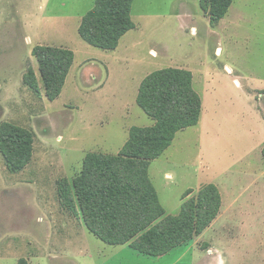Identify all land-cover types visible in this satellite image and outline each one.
<instances>
[{"label": "rangeland", "instance_id": "1", "mask_svg": "<svg viewBox=\"0 0 264 264\" xmlns=\"http://www.w3.org/2000/svg\"><path fill=\"white\" fill-rule=\"evenodd\" d=\"M95 1L0 0V125L10 123L34 135L32 159L20 172H11L0 153V264H14L19 244L25 246V256L38 263L36 243L46 238L44 225L50 219L74 220L75 214L84 227L77 210L62 206L58 184L72 182L89 153L116 156L129 139V128L152 125L134 98L136 80L113 81V88L98 93L82 85L85 80L89 87L94 85L92 76L83 80L79 71L88 66L85 60H106L105 51L79 36L80 21ZM199 4L200 0H136L132 7V19L142 30L133 33L137 57L129 72L139 75L144 67L153 72L156 64L185 66L194 87L203 92L201 126L183 130L153 173L151 184L160 192L165 214L171 216L182 207L180 194L197 187L199 181L214 175L235 176L251 163L254 169L259 167L257 158L264 144V0H237V11L218 23H212ZM193 25L197 34L191 30ZM75 42L86 48L78 53L76 63H85L69 71L67 88L58 100L49 102L33 50L47 44L75 47ZM151 50L160 58L155 65ZM30 69L40 87L37 93L25 82ZM166 170L174 179L166 180L169 186L163 189ZM49 209L57 210L54 220L53 215H43ZM259 235L226 230L214 240L210 235L195 237L191 253L179 246L159 258L133 251L137 256L122 255L111 264H195L200 255H213L217 264H264V232ZM87 237L88 251L80 264L102 263L113 247ZM212 241L216 250L210 252ZM61 262L55 264H65Z\"/></svg>", "mask_w": 264, "mask_h": 264}, {"label": "trees", "instance_id": "2", "mask_svg": "<svg viewBox=\"0 0 264 264\" xmlns=\"http://www.w3.org/2000/svg\"><path fill=\"white\" fill-rule=\"evenodd\" d=\"M134 2L96 0L82 18L80 38L91 47L115 50L136 29L131 17ZM200 3L202 11L217 23L226 17L234 0ZM33 55L45 96L55 102L74 64V52L37 46ZM25 82L33 92L40 91L32 69ZM137 104L155 125L131 128L116 156L89 153L82 172L72 182L62 180L58 193L62 206L71 212L78 209L89 233L101 242L113 247L128 245L142 255L159 258L202 235L219 216L222 197L216 185L208 184L193 198L188 192L177 215H166L148 177L151 163L163 156L177 134L199 124L203 103L193 89L191 73L177 68L150 73L141 83ZM33 136L28 129L0 125V153L11 172L18 173L30 163ZM17 264L28 262L21 259Z\"/></svg>", "mask_w": 264, "mask_h": 264}, {"label": "crops", "instance_id": "3", "mask_svg": "<svg viewBox=\"0 0 264 264\" xmlns=\"http://www.w3.org/2000/svg\"><path fill=\"white\" fill-rule=\"evenodd\" d=\"M236 2H237V0H234V4L231 5L225 19H223V20L221 19L220 22H225V20H227L226 18H229L231 13H234L235 11H237L234 9ZM204 14L209 17L208 14H206V13H204ZM131 17H132V12H131ZM81 21H82V19H81ZM81 21H80V24H81ZM135 25H136V29L129 32L126 36H124L120 40L119 46L115 50H113V51L103 50L106 52L105 53L106 54V60H98L97 61L94 59H87V60H85V62H88V66L81 67V64H83L85 62H81L79 64L76 63L78 53L81 54L82 49L86 50V48H84V46H82L78 42H75V47H72V46L65 47L66 45L50 46V44H47L44 46H50V47H55V48H62L63 47V49L67 48L68 50H71L72 52H74L75 59H74V64L72 66V69H74L75 65H78V67H81V68H79V71L81 72V76H82L83 80L86 79L89 75L92 76L91 79H92V82L94 85L91 84V86L89 87V83L87 82V80H85L84 84H82V85L84 87H86L88 90L92 88L95 93L103 91L106 87L108 88V86L113 88L115 85L112 83L113 81L117 82V83L118 82L121 83V81L123 79H126V80L129 79V80H133V81L136 80L135 81L136 90L134 93V98H136V102H137L139 89H140L141 83L143 82L145 77L148 76L150 73L162 71V70L169 69V68H160V67H163L160 64H158V66H157L156 63L159 61L160 58L158 57V54H156V52L154 50H151L150 56H152L151 60L154 63V65L156 64V66H155L156 70H154L152 72V71H149V69L144 67L143 71H140L141 73H139V75H135V76L129 72L134 67L132 64L134 63V60H136V57H137L135 54V51L132 50V49H136V45H135L136 39L134 38L133 33L140 32L142 30L141 25L139 23H135ZM79 27H80V25H79ZM191 30L193 31V34H197V32H198L195 25L191 26ZM217 50L221 51L220 48H217ZM137 64H139L141 66V64H144V62H140ZM89 67L95 68V69L91 70V72H89V74H88L86 69H89ZM170 68H173V67H170ZM72 69H70V72ZM177 69H183V70L188 71L185 66L178 67ZM226 69L229 73L233 72V69L229 66H226ZM70 72H69V74H70ZM188 72L191 73L190 71H188ZM69 74L67 76L63 91L68 86ZM137 78H139V79L137 80ZM234 82H235V84H236V82H238V85H236V86L241 87L240 82L238 80H234ZM192 84H193V89L198 93V95L201 97V99H203V92L201 90V87L200 86H198V88L194 87L195 86V80H194L193 76H192ZM63 91H62V93H63ZM116 95L117 94H114V96H116ZM118 95L120 97V94H118ZM201 114H202V111H201ZM201 123H202V118L200 117L199 124L196 127L197 128L200 127ZM154 125H155V122L152 120V125L149 127H153ZM193 128H195V127H193ZM193 128H190V129H193ZM130 129L131 128L128 129V133L130 132ZM187 130H189V129H187ZM181 132H183V130L180 131L177 134V136ZM177 136H176V138H177ZM263 148H264V144L261 145V147L259 149L260 152H259V156L257 158V162H258L259 167H257L256 169H254V167H253L254 165L251 163V164L247 165V167H245V168L242 167L241 168L242 170L235 176L232 175L231 177H229V175L227 174L225 177L222 176L221 178H218L215 175L211 176V177H207V178L203 179V181H199L200 184L198 183L199 185L197 187L188 188V189H186V191L184 193L180 194V196H179L180 202L179 203H181L182 206L184 204V197L188 192H191V195L189 198H193L198 194V192L200 191V189L202 187H204L208 184L216 185L220 194H221L222 209L220 210L219 216L203 232L202 235L197 237L198 239H202V238L210 235V239L214 240L215 236H217L219 233L220 234L225 233L226 230L228 231V233H229V231H230V233L235 231L239 235H244V236L250 235V237L251 236H254V237L261 236L259 234H261L262 231L264 232V157L262 154ZM120 151H119V153H120ZM160 158H162V157H160ZM160 158L153 161L150 165V168H149L148 177H149V180L152 184H153V177H154L153 173L155 170V166L159 162L158 160H160ZM162 178H163V185H164L163 189H167L169 185L166 183V180H168V179L173 180L174 176L172 175V173L167 172V170H166L163 172ZM164 181H165V183H164ZM153 187L155 188V190L158 194L160 203L163 204L158 188H156L155 186H153ZM179 203L177 202V207H178ZM77 211H78L77 212L78 215H80V221L84 225V227L81 224H79V219H78L77 215H75V214L73 217L74 220H71V218L66 216L62 220L60 218H57V222H53L52 219H50L51 222L45 223L43 221V219H41L42 223H45L44 227H45V230L47 232V235H46V238H43L40 240L38 239V241L36 243L37 249H38V252L36 254L37 259H38V263H35V264H46V262H44L45 259H47L46 260L47 264H55V262L59 261V260H62L61 263H65V264H80L79 260L81 261V259L85 258L84 256L88 251V250H85L87 247V240H88L87 236H88V234L89 235H91V234L89 233V231L87 230V228L85 226V223L82 219L80 211L78 209H77ZM55 212H57V210ZM55 212H54V210L49 209V212H47L48 214L43 213V215L45 214V217H47V218H50L47 215H49V216L53 215L52 218L54 220L56 218ZM223 221H227V223H223ZM190 243H192V241L187 242L186 244H184V246H179V248H181V249L187 248L186 251L187 252L189 251L191 253L192 244H190ZM210 244L211 245H210L208 251L212 252L215 249L214 248L215 241L214 242L212 241ZM106 245H108V244H106ZM111 247H113V246H111ZM12 248H11V250H12ZM174 250H172V251H174ZM15 251L18 252L19 254H16L17 260L14 262V264H17L21 259H25L28 262V264H34L31 261V258H29V256L28 257L25 256V255H27V250L25 249L24 245L21 246L19 244V246L16 247ZM113 251L111 252V254L108 255V258H106V260H104L100 264L114 263V261L122 255H125V256L136 255L137 256V254L133 252L135 250L131 249L128 245L121 246V247H113ZM20 255H24V256H20ZM212 256L209 255L206 258H202V255H200L199 257L196 256L195 257V264H202V263L203 264H217L216 263L217 260L215 258H211ZM73 257H75V258H73ZM76 257H78V258H76ZM200 259H201V261H200Z\"/></svg>", "mask_w": 264, "mask_h": 264}]
</instances>
